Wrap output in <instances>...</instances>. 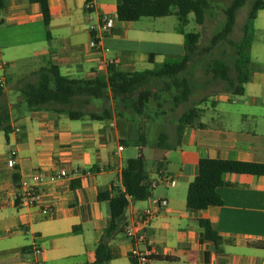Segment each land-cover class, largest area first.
I'll use <instances>...</instances> for the list:
<instances>
[{"label":"crops","instance_id":"1","mask_svg":"<svg viewBox=\"0 0 264 264\" xmlns=\"http://www.w3.org/2000/svg\"><path fill=\"white\" fill-rule=\"evenodd\" d=\"M0 2V83L4 88L0 101L5 100L10 111V133L0 131V264L93 263L109 222L108 202L100 201L98 195L122 189L125 161L140 153L146 165L147 160L153 163L146 170L156 186L145 201L129 199L123 222L128 224L139 211L152 207L153 200L167 201L145 231L147 244L157 249L150 264H264V249L253 246L264 243V175L226 174L225 185L217 189L220 206L186 207L188 186L198 175L200 159L264 165V48L254 50L256 23L264 9L254 22L244 94L235 99L214 91L210 107L198 105L200 119L184 130L178 147H136L135 157L124 158L126 146L115 117L71 120L48 110L29 111L21 97L10 98L7 82L11 76L14 84L34 81L35 72L50 63L71 79L105 75L109 65L122 72L152 69L166 58L185 54L179 22L167 20L172 16L155 18L161 19L159 24L150 18L119 21V0H94L91 10L86 8L87 0H49L50 22L45 26L38 4ZM103 17L112 19L108 32H101ZM169 136L171 143L177 141L175 133ZM12 150L17 153L14 168L8 165ZM75 171L82 176L56 183L46 180L34 207L18 205L16 178L33 173L48 178ZM86 172L91 176H84ZM165 179H173L174 186ZM201 220L233 243L217 252L212 242L201 241ZM123 229L109 241L112 259L107 264H131L132 245ZM35 249L40 250L38 255Z\"/></svg>","mask_w":264,"mask_h":264},{"label":"trees","instance_id":"2","mask_svg":"<svg viewBox=\"0 0 264 264\" xmlns=\"http://www.w3.org/2000/svg\"><path fill=\"white\" fill-rule=\"evenodd\" d=\"M249 0H232L223 10V25L218 33L210 39V45L204 49L208 53L213 47L225 42L234 54L232 66L223 58L205 61L204 74L210 79L208 84L220 88L221 93L234 96L244 94V85L248 80V66L250 63L249 50L254 37V22L259 11L264 9V0H254L242 27L240 41L231 39L236 25L237 12ZM38 4L43 16L44 25L50 22L48 8L49 0H29ZM212 0H119L117 19L123 22H136L142 18H163L176 16L177 31L185 37V54L166 58L160 65L140 72H122L113 65L107 67L105 75L93 79H71L63 76L54 64L40 68L35 72V80H20L15 85L20 97L29 111L48 110L55 114H66L71 120L88 118L92 121H107L115 117L117 121L135 123L136 118H149L152 102H157L160 93L174 90L171 96L173 106L179 107L189 102L194 91L191 82L189 66L198 52L199 33H187L190 14L195 22L203 25L207 11L212 7ZM1 7V2H0ZM153 84H161L160 89L153 91ZM4 94L0 86V97ZM101 100L103 109L100 112H85L82 106L92 101ZM205 101V100H204ZM202 110L193 105L185 110L177 119L175 135L177 141L171 143L170 136L161 132L152 147L171 150L178 147L184 130L193 127L200 119ZM155 116L165 115V112H154ZM120 130L125 135L122 145L147 147L148 140L143 131V124L139 122L131 129ZM0 131L6 136L10 133V111L5 100L0 101ZM226 174L264 175V165L227 161L200 159L198 175L189 184L186 195V207L190 210H205L220 206L221 198L217 193L219 187L225 185ZM122 189L113 190V194L101 193L100 201H107L109 206V222L95 248V261L91 264H107L112 259L109 247L110 239L122 231L123 216L129 204V199L145 201L150 197L149 175L146 170L145 157L140 153L135 158L125 161L121 173ZM18 183V179L16 178ZM202 230L201 241H210L215 250L220 251L224 244L233 242L222 239L206 220L199 221ZM254 247L264 249L263 242H256ZM207 260V259H206Z\"/></svg>","mask_w":264,"mask_h":264},{"label":"rangeland","instance_id":"3","mask_svg":"<svg viewBox=\"0 0 264 264\" xmlns=\"http://www.w3.org/2000/svg\"><path fill=\"white\" fill-rule=\"evenodd\" d=\"M232 0H212V7L209 11H207L205 16V21L203 25H198L195 22L194 15L190 14L188 17V24L185 27V32L187 33H199L200 39L198 42V52L200 55L193 58V61L191 62L189 66V71L191 72V82L194 87V91L190 97L189 102H187L184 105H181L179 107H174L172 104L171 96L175 93L174 90L169 91L168 93H160L159 99L157 102L161 104V107L158 108L156 102H152L151 105V112L149 118H136L135 123H130L129 121H119L118 122V129L119 133L122 137L125 138V135L120 130V126H123L122 128L131 129L137 126L139 122L143 124V131L146 134L147 140H148V146H152L154 142H156L158 135L161 132H165L169 135H172L175 133L177 119L182 115V113L187 110L189 107L193 105H207L210 107L212 97V93L214 91L220 90L219 87L214 86L212 84H208L209 77L204 74V65L205 61H209L210 59L214 58H223L225 59L231 66L234 59V54L231 52L229 46L222 42L218 44L217 46L213 47L208 53L204 52V49L210 45V39L212 36H214L216 33H218L223 25L224 17L222 10L231 2ZM254 0H249L245 6H243L237 13V25L234 28V32L231 35V39L234 41H240L242 37V25L244 20H246V16L248 12L250 11L252 4ZM152 22H156V24H159L161 19H155L150 18ZM170 22L174 20L178 23V19L176 16L172 15L169 19ZM241 23V25H239ZM256 27L259 29L258 33H256L254 39V50L258 47L264 48V14L260 16L256 23ZM251 48V47H250ZM255 51H253V56L255 55ZM249 56H250V50H249ZM156 67V66H155ZM154 67V68H155ZM8 75L10 76L12 71L9 69L7 70ZM15 80L11 76L7 82L6 91L9 93V96L11 99L17 98V96L20 97V94H18L15 90ZM161 84H153L151 86V89L153 91H156L160 89ZM240 96H235V99H239ZM21 100H23L21 98ZM205 100V101H204ZM23 105H25L24 101H22ZM26 106V105H25ZM103 109V103L101 100H95L92 99L90 104L82 106V110L85 112H100ZM165 112V115H159L155 116L154 112ZM121 144V143H120ZM137 148L133 145H128L125 147V152L123 153V157H135L137 154ZM149 151L145 150L143 153L144 155H148ZM153 166V163L151 160H147L146 169L150 170Z\"/></svg>","mask_w":264,"mask_h":264},{"label":"built area","instance_id":"4","mask_svg":"<svg viewBox=\"0 0 264 264\" xmlns=\"http://www.w3.org/2000/svg\"><path fill=\"white\" fill-rule=\"evenodd\" d=\"M86 8L91 10L94 8V0H87ZM112 25V19L103 17L100 22L101 32H108ZM92 47H96L94 41L91 42ZM0 86H3L0 83ZM119 151H123V147H118ZM17 153L15 150L10 152V158L8 165L14 168L16 165ZM100 172L104 171V168H99ZM72 175L82 176L78 171L68 175L65 172H60L54 175H50L48 178H44L39 173H33L28 178H24L18 181L17 188L19 193L17 194V202L21 207H34L39 201L40 187L47 182L56 183L63 181L71 177ZM84 176H91V172H86ZM166 184L174 186L175 181L173 179H165ZM155 183H150V188L155 187ZM167 205V201L164 199H156L152 201V207H146L139 211L133 219L125 225L123 229L124 236L131 242V250L129 257L131 264H150L153 258L157 255V249L153 246H149L146 240V229L149 227L153 218H155L157 211ZM40 250L35 249V254H39Z\"/></svg>","mask_w":264,"mask_h":264}]
</instances>
